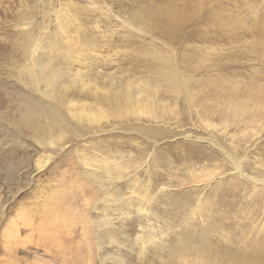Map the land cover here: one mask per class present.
I'll use <instances>...</instances> for the list:
<instances>
[{"label": "rangeland", "instance_id": "obj_1", "mask_svg": "<svg viewBox=\"0 0 264 264\" xmlns=\"http://www.w3.org/2000/svg\"><path fill=\"white\" fill-rule=\"evenodd\" d=\"M248 177L264 0H0V264H264Z\"/></svg>", "mask_w": 264, "mask_h": 264}, {"label": "bare ground", "instance_id": "obj_2", "mask_svg": "<svg viewBox=\"0 0 264 264\" xmlns=\"http://www.w3.org/2000/svg\"><path fill=\"white\" fill-rule=\"evenodd\" d=\"M68 19V18H67ZM73 19V18H72ZM73 21V20H72ZM64 27V25H63ZM65 27H67L65 25ZM60 28V27H59ZM26 35L29 36V33L26 32ZM29 38V37H28ZM26 40V39H25ZM27 45V44H26ZM37 50V49H36ZM26 51V50H25ZM45 68L46 66H44L42 64V59L40 57H37L34 61L32 60L31 61V67L29 70H27V76L28 77V84L29 85H32L33 87H36V88H39L41 86V84L43 83V79L45 78ZM138 88H141L139 86H137ZM136 87V88H137ZM134 88H132L130 86V89L126 90L124 92V94L122 93H115L113 97H108V100L109 101H115L117 102L118 104H126V106L129 107V110L127 111V113L129 111L133 112V113H136V111L138 109H144V107L142 106V103H143V95L138 97V98H134L133 95H131V93L133 92ZM106 94V93H104ZM135 96V95H134ZM149 96V95H148ZM132 107H135V108H132ZM138 108V109H137ZM118 111V110H117ZM85 112V110H84ZM29 113V112H28ZM118 113V112H117ZM27 115V113H26ZM28 116H32L34 118H36L35 116H33L32 114L28 115ZM89 116V115H88ZM31 117H28V119H30ZM94 118V117H93ZM32 120V119H31ZM30 120V121H31ZM96 121V119H94ZM29 121V120H28ZM44 164H40V166H43ZM89 166L91 164H88ZM94 165V164H93ZM91 167V166H90ZM100 167V166H98ZM102 167V165H101ZM100 167V168H101ZM104 167V166H103ZM116 167V166H115ZM218 168V167H217ZM106 169L108 170V168L106 167ZM215 170V169H214ZM235 170L238 171V174H242L241 172V169H240V166H237V164H235ZM114 172V171H113ZM210 173H208L209 175ZM214 174V173H212ZM112 175V173L110 174ZM206 175V174H205ZM204 175V178L207 176ZM244 176V175H243ZM207 178V177H206ZM249 179H251V181L255 184L256 187H259V186H264V180H257V179H252L251 177H248ZM109 197H111L110 199L114 201H117V198L113 195V194H110ZM147 200V199H146ZM145 200V201H146ZM141 210V209H140ZM1 216H5V211H4V207L2 208V211H1ZM48 222V221H47ZM23 223V222H22ZM16 225V224H15ZM25 226H28L25 225ZM21 235H22V230L20 228H18V226H13V228H10L9 231H6V232H3L2 234H0V237L2 236V238H4V244L6 245V248H8V246H12L14 245L15 246V254L14 255H18L19 254V251H18V244L19 246L22 245V240L20 239L21 238ZM2 240V239H1ZM14 249V248H13ZM21 252V251H20ZM7 253H10V251H8ZM11 254V253H10ZM7 256H9L7 254ZM13 256V254H12ZM16 257V256H15ZM14 257V258H15ZM7 258V257H6ZM10 258V256H9ZM16 259V258H15ZM14 261V260H13ZM12 261V262H13Z\"/></svg>", "mask_w": 264, "mask_h": 264}]
</instances>
